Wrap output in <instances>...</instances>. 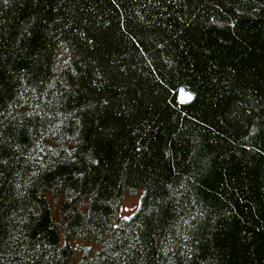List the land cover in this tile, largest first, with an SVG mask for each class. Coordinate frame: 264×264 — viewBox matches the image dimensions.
Segmentation results:
<instances>
[{
  "label": "trees",
  "instance_id": "trees-1",
  "mask_svg": "<svg viewBox=\"0 0 264 264\" xmlns=\"http://www.w3.org/2000/svg\"><path fill=\"white\" fill-rule=\"evenodd\" d=\"M0 264H264V0H0Z\"/></svg>",
  "mask_w": 264,
  "mask_h": 264
},
{
  "label": "rangeland",
  "instance_id": "rangeland-1",
  "mask_svg": "<svg viewBox=\"0 0 264 264\" xmlns=\"http://www.w3.org/2000/svg\"><path fill=\"white\" fill-rule=\"evenodd\" d=\"M52 198H50L51 200ZM136 203H137V195H132V194H128V195H125L123 200H122V203H121V206H120V210H119V214H122L123 216H119L121 218H125L126 215H128L129 213H131L135 206H136ZM51 204V203H50ZM51 208H52V211L54 213V205H51Z\"/></svg>",
  "mask_w": 264,
  "mask_h": 264
},
{
  "label": "water",
  "instance_id": "water-1",
  "mask_svg": "<svg viewBox=\"0 0 264 264\" xmlns=\"http://www.w3.org/2000/svg\"><path fill=\"white\" fill-rule=\"evenodd\" d=\"M191 98H192V94L189 91L185 90L182 86H179L177 88L176 100L178 102L185 103V102H188L189 100H191Z\"/></svg>",
  "mask_w": 264,
  "mask_h": 264
}]
</instances>
